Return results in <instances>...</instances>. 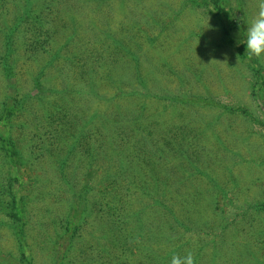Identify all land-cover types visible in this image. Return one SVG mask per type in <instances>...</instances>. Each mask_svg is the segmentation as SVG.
I'll return each mask as SVG.
<instances>
[{"label":"rangeland","instance_id":"obj_1","mask_svg":"<svg viewBox=\"0 0 264 264\" xmlns=\"http://www.w3.org/2000/svg\"><path fill=\"white\" fill-rule=\"evenodd\" d=\"M221 3L232 41L213 0H0V264H264L256 0Z\"/></svg>","mask_w":264,"mask_h":264},{"label":"trees","instance_id":"obj_2","mask_svg":"<svg viewBox=\"0 0 264 264\" xmlns=\"http://www.w3.org/2000/svg\"><path fill=\"white\" fill-rule=\"evenodd\" d=\"M221 0H213L214 5V11L216 12L215 15H217L218 19L220 20V25L223 31V35L225 36L228 41H232V33H233V26H232V19L230 13H228L227 10H223L221 8ZM9 37L10 34H9ZM167 98V97H166ZM210 100V99H209ZM208 100V101H209ZM16 105V103H14ZM9 105V103H5L2 109H0V117H7L9 114L12 113L14 110L15 105ZM16 107V106H15ZM6 124L3 123V119L0 118V143L3 148V151L5 153V156L7 158V162L11 166L13 170H18V152L14 147L13 142L11 141V138L9 136V133L5 130ZM171 147V146H170ZM171 149L175 150L177 153H179L181 150V146L179 144L173 145ZM15 196V194H14ZM13 201V208H12V216L14 219L18 218V211L16 210V200L15 197L12 199ZM134 214V213H133ZM130 213L124 212V216H128ZM75 220H71L67 223V230L65 232L69 233L70 236L73 235L74 226H75ZM63 236L60 238L62 239ZM60 240L57 239V242ZM61 246V243L59 244ZM150 255L147 256V264H169L171 256L175 253L174 250H168L165 249L163 251L161 250H155V249H149ZM55 264H62L63 258H64V252L59 248H57V251L55 252ZM151 257L154 258V260H151ZM23 264L27 263V260L22 261Z\"/></svg>","mask_w":264,"mask_h":264},{"label":"clouds","instance_id":"obj_3","mask_svg":"<svg viewBox=\"0 0 264 264\" xmlns=\"http://www.w3.org/2000/svg\"><path fill=\"white\" fill-rule=\"evenodd\" d=\"M246 24L247 28L238 43L245 44L249 59L261 58L264 56V0H256L255 11ZM169 264H195L194 255L191 251L184 256L174 253Z\"/></svg>","mask_w":264,"mask_h":264}]
</instances>
